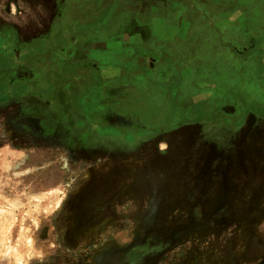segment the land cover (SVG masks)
<instances>
[{"label":"rangeland","instance_id":"rangeland-1","mask_svg":"<svg viewBox=\"0 0 264 264\" xmlns=\"http://www.w3.org/2000/svg\"><path fill=\"white\" fill-rule=\"evenodd\" d=\"M104 1L0 0V54L56 46L59 61L1 71L22 94L0 95V264H264V65L248 57L250 19L191 7L189 46L150 53L180 70L146 71L148 102H87L65 64L119 14Z\"/></svg>","mask_w":264,"mask_h":264},{"label":"crops","instance_id":"crops-1","mask_svg":"<svg viewBox=\"0 0 264 264\" xmlns=\"http://www.w3.org/2000/svg\"><path fill=\"white\" fill-rule=\"evenodd\" d=\"M114 1L105 0L104 3L113 4ZM117 2L120 6L119 14L115 15L113 21L110 20L109 28L99 29L91 36H86L88 52L77 58L85 67L81 70L82 74H74L72 79L73 82L82 84L87 102H105L106 98L118 103L148 102L140 97L139 91L140 86H145L144 90L149 92L147 85L150 84L153 73L146 71H160L159 75L166 77L169 72L175 71L174 69L177 72L180 70V64L175 63V58L158 63L151 61L150 53L167 54L178 52L180 47L189 46L187 41L192 38L189 32L192 22L185 16L184 11H189L191 7L198 10L199 16L216 8L219 17L230 22L238 20L245 13L248 21L250 19V32L254 38V45L250 48L259 49L250 50L248 57L257 55L259 65H264V0H177L169 3L167 10L159 7L160 2L163 5L165 0ZM175 10L180 14V18L174 13ZM259 14L262 15L258 16ZM150 48H154L155 52L150 51ZM171 82H175L178 88L181 87L178 77ZM212 84L213 82L207 83L209 87ZM126 92L130 93L133 99H126ZM100 93L102 95H99ZM121 93L123 97H118V100L113 98ZM167 93L166 91L163 95L168 97ZM180 94L182 95L181 89ZM176 96L179 97L178 91Z\"/></svg>","mask_w":264,"mask_h":264},{"label":"flooded vegetation","instance_id":"flooded-vegetation-1","mask_svg":"<svg viewBox=\"0 0 264 264\" xmlns=\"http://www.w3.org/2000/svg\"><path fill=\"white\" fill-rule=\"evenodd\" d=\"M67 40V39H66ZM69 40V39H68ZM56 46H53V47H50L49 49L47 50H44L45 48L44 47H40V48H37V49H33L31 51L29 50H22V52H16L14 54V56H4L2 54H0V95L1 96H7V97H17L19 95H21L22 91H13V85H15L14 83H16V85H19L21 84L22 82H12L11 85H8L6 87L4 81H3V78L1 76V71L3 70H6L7 68H11V67H25L30 60H34V59H37L39 57H48L49 58V61H54L55 62V59H56V55H57V50L55 49ZM50 54V55H49ZM73 55V54H72ZM69 57V56H68ZM43 58V59H44ZM46 60V58L44 59ZM69 62H67L65 64V69L66 71L68 72L67 73V78H68V81H74L72 79V76L74 74H82V69L83 67H85L84 64L81 63V61H77V60H73V56L71 59L68 60ZM58 62L59 61H56L55 64L58 65ZM79 62V63H78ZM74 77V76H73ZM5 93V95H4ZM0 96V97H1Z\"/></svg>","mask_w":264,"mask_h":264}]
</instances>
